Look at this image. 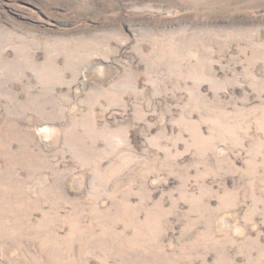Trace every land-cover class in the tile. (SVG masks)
Instances as JSON below:
<instances>
[{"label": "rangeland", "instance_id": "rangeland-1", "mask_svg": "<svg viewBox=\"0 0 264 264\" xmlns=\"http://www.w3.org/2000/svg\"><path fill=\"white\" fill-rule=\"evenodd\" d=\"M0 264H264V0H0Z\"/></svg>", "mask_w": 264, "mask_h": 264}]
</instances>
